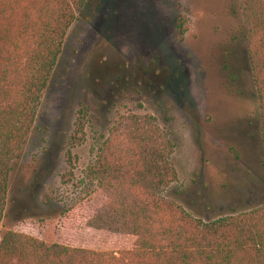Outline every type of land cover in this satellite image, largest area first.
Segmentation results:
<instances>
[{"label": "rangeland", "instance_id": "rangeland-1", "mask_svg": "<svg viewBox=\"0 0 264 264\" xmlns=\"http://www.w3.org/2000/svg\"><path fill=\"white\" fill-rule=\"evenodd\" d=\"M238 4L87 0L12 162L0 239L22 219H43L37 235L54 242V220L84 188L78 182L97 139L129 113H151L170 131L178 178L172 198L191 214L209 220L264 201L260 113ZM82 105L89 110L85 141L72 148L70 167L67 136ZM90 237L87 231L80 245Z\"/></svg>", "mask_w": 264, "mask_h": 264}, {"label": "trees", "instance_id": "trees-1", "mask_svg": "<svg viewBox=\"0 0 264 264\" xmlns=\"http://www.w3.org/2000/svg\"><path fill=\"white\" fill-rule=\"evenodd\" d=\"M238 1L264 144V0ZM86 2L0 0V222L12 162ZM176 29L181 36L183 23ZM88 112L80 107L67 136L70 167L72 148L85 141ZM94 147L78 182L84 188L54 220L55 241L37 235L45 220L22 219L0 239V264H264V201L209 220L176 203V142L154 115L117 117ZM87 231L90 241L80 245Z\"/></svg>", "mask_w": 264, "mask_h": 264}]
</instances>
